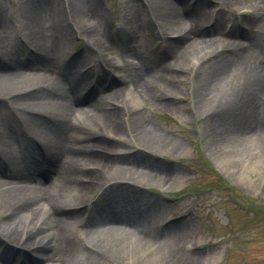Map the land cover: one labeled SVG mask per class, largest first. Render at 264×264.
I'll return each instance as SVG.
<instances>
[{
	"label": "rangeland",
	"instance_id": "rangeland-1",
	"mask_svg": "<svg viewBox=\"0 0 264 264\" xmlns=\"http://www.w3.org/2000/svg\"><path fill=\"white\" fill-rule=\"evenodd\" d=\"M192 1L183 0L180 3L179 0H171L183 4L178 5L181 10H188ZM207 2L210 14L201 20L203 26L213 22L207 21L209 15L214 19L219 16L220 28L225 30L231 27L233 32L224 34L222 42L207 45L201 53L196 54L195 49L189 48L186 63L170 60L171 66L183 68L184 71L177 76L175 89L172 92L165 91L161 96L168 104L152 107L144 98L138 96L136 99L157 129L175 141L176 149H148L130 142L125 133L114 134L108 128H102L107 141L102 145L109 146L107 148L111 152L108 154L105 151V154L112 157L125 152L130 155L132 152H140L145 155L144 161L162 172L142 166L143 170L152 174H149L150 179L145 174L144 178L141 175L131 180L116 179L104 187L94 186L81 199L64 194L62 201L66 204L62 205L67 210L69 203H73L70 204L72 206L86 201L87 214L84 209L79 216L80 219H86L96 206L102 204L105 196L103 189L108 186L111 188L117 181L116 184L125 186L116 188L124 191L127 196L125 207L119 209L120 214L128 217L132 225L150 228L148 233H158L159 240L175 243L178 248L197 259V262L188 264H264V92L256 95L260 109L252 113L250 123L245 122L243 111L240 110L246 95L254 94L250 90L254 71L264 79V12L256 10L254 5L249 7L245 2L231 6L219 0ZM80 3L91 14L96 13L103 18L111 40L108 41L112 44L108 54H101L94 43L89 42L85 35L72 26L74 21L70 17L73 15V7L70 0H0V28L3 26L6 30L3 36L7 53L10 56V53H18V63L24 69H37L34 66L39 64L34 59L37 56L34 53L35 32L26 17L33 6L40 13L41 26L54 47L51 56L56 64L55 74L59 77L65 74L67 80H75L81 73L87 74L88 78L99 75L98 78L107 87L111 79L101 76L104 74L103 69L111 68L110 63L119 64L123 61L121 51L125 46L136 49L145 59L150 58L146 60L147 63L150 60L163 62L165 36L150 22L144 0H80ZM122 32H126V35L123 36ZM215 35L212 33L208 37L215 40L219 37ZM238 46L247 47V58L228 63L227 60L234 59L232 52ZM204 51L208 52L205 54ZM80 55L82 59L71 68L74 59ZM3 60L0 56L2 69L5 68ZM223 61L228 63L225 66L229 76L227 84H219L218 80L208 82L210 72ZM40 63L43 66L44 62ZM84 67L89 69L82 72ZM99 67L102 69L100 72ZM112 73L118 78L115 88L126 86L119 80L122 72L112 69ZM197 79L210 94L229 96L230 100L222 102L218 113L213 110L214 106L208 104L195 106L194 96L197 89L201 90V84H196ZM98 83H95L96 88L101 87V83ZM83 87L84 83L82 90ZM112 95L106 98L112 100ZM11 97L0 92V121L9 125L13 133L19 134L20 125L28 112L24 115L20 108L14 107L10 103ZM114 101L115 105H125L126 109L117 112L113 122L122 130H128L130 121L126 92L120 93ZM40 118L48 119L45 112L40 113ZM242 122L245 123L244 130L240 127ZM216 126L223 129L221 138L218 134L220 128L217 131ZM87 130L89 128L83 125L79 133L88 138ZM91 136L96 139L99 137L97 133ZM43 141L39 140V145L44 147ZM18 142V152L23 150L26 154L29 146ZM86 143L93 142L83 144ZM163 172L167 173V177L161 182L158 179ZM98 174L104 175L102 172ZM0 177L6 178L1 174ZM110 190L115 191L114 187ZM135 195L139 196V200L134 199ZM238 204H242L245 209ZM23 216L24 212L19 215L21 218ZM105 222L117 225L116 222L111 223L110 219ZM69 228L71 235L79 242L87 236L84 226L77 221L71 222ZM6 247L7 243L0 237V261L3 259L1 252ZM151 249L143 247L132 254L125 251L121 253L119 262L104 260L102 264H165L159 260L161 252H152Z\"/></svg>",
	"mask_w": 264,
	"mask_h": 264
},
{
	"label": "bare ground",
	"instance_id": "bare-ground-1",
	"mask_svg": "<svg viewBox=\"0 0 264 264\" xmlns=\"http://www.w3.org/2000/svg\"><path fill=\"white\" fill-rule=\"evenodd\" d=\"M179 1L181 3L183 0ZM219 1L229 6L245 2L249 7L254 5L256 10L264 12V0ZM70 2L73 7V15L70 17L74 21L72 26L85 35L89 42L94 43L101 54H108L112 44L108 41L110 38L103 18L88 12L80 0ZM144 3L150 22L165 36L163 37L166 50L163 62L150 60L147 63L146 60L150 58L145 59L136 49L125 46L121 51L123 61L119 64L110 63L111 68L103 69L104 74L101 76L105 75L107 80L111 79L107 87L102 84L99 75L91 77L95 82L101 83V87L96 88L95 82L90 85L92 81L87 74L81 73L75 80H67L65 74L61 77L55 74L56 64L51 56L54 47L41 26L40 13L33 6L26 17L35 32L34 53L37 56L34 59L40 66L34 65L37 66L36 70L24 69L18 63V53H10L11 56L7 53L3 36L6 30L3 26L0 28V56L5 61V68H0V92L12 96L10 103L20 108L24 115L28 112L20 125L19 134L13 133L9 125L0 121V174L6 177H0V237L7 243L6 250L1 252L3 259L0 264H102L104 260L116 263L121 260V253L127 251L132 254L143 247H152V252L160 251L159 260L165 264L197 262V259L178 248L175 243L159 240L158 233L151 232V235L148 233L150 228L132 225L128 217L120 214L119 209L125 207L127 196L124 191H118L117 186L125 185H118L117 181L112 186L115 191H111L112 187L109 186L103 189L105 196L102 204L96 206L86 219L79 217L84 209L86 211L82 206L86 201L74 203L81 206L73 205L75 207L71 210L63 209L62 205L64 194L70 198L81 199L94 186L104 187L116 179L131 180L141 175L144 178V174L151 178L152 174L143 170L142 166L157 169L153 164L144 161L145 155L142 153L132 152L130 155L125 152L112 157L108 155L111 153L110 147L102 145L107 142L102 128H108L114 134L125 133L130 142L148 149L175 150V141L157 129L136 99L140 96L152 107L168 104L161 96L165 91L172 92L175 89L176 78L184 71L183 68L171 66L170 60L186 63L189 48L195 49L196 54L201 53L207 45L222 42L224 34L233 32L231 30L226 33L220 28L219 16L214 19L209 15L207 21L213 22L203 26L201 20L210 14L207 0H195L189 4L188 10H181L180 6L183 4L173 3L171 0H144ZM122 33L123 36L126 35V32ZM212 33L219 37L212 40L208 37ZM246 50V46L234 47L232 54L235 57L227 62L245 60ZM204 52L206 54L208 51ZM81 59L82 55L76 57L71 68ZM39 61L44 62L43 66ZM227 62L223 61L210 72L208 82L218 80L219 84H227ZM112 69L118 73L122 72L119 80L126 86L115 88L118 78L112 73ZM100 70L102 71L99 67L98 71ZM86 78L88 79L85 80ZM251 80L250 90L254 94L248 97L246 95V103L244 102L242 107L239 106L245 122L248 123L251 122L252 113L260 109L256 95L264 92L263 77L254 71ZM199 81L197 79L196 84H201ZM201 86V90L197 89L194 96V104L197 107L208 104L214 106L213 110L217 112L222 102L229 99L228 95L218 97L216 94H210L202 84ZM108 89L111 91H107ZM123 91L126 92L129 102L128 130H122L113 122L116 113L126 109L125 105L117 106L114 101ZM155 91L159 93L156 94ZM111 94L112 100L106 98ZM42 112H45L48 119L40 118ZM83 125L89 128L86 131L88 138L79 133ZM244 125V122L240 125L242 130L245 129ZM216 129L221 138L223 129L220 126H216ZM92 133H97L99 137L94 138ZM39 140H44L43 150ZM18 141L29 146L26 154L23 150L18 152ZM85 142L93 143L83 144ZM105 151H108V154H105ZM98 171L104 175L98 174ZM147 174H150L149 177ZM166 177L167 173L163 172L158 180L165 181ZM134 199L139 200V196L135 195ZM70 204L73 203L67 205L71 206ZM23 212V218L19 217ZM29 215L31 218H28ZM107 219L117 225L107 224ZM73 221L83 225L87 232V236L80 239L81 244L71 235L69 225ZM129 225L130 227H127Z\"/></svg>",
	"mask_w": 264,
	"mask_h": 264
}]
</instances>
